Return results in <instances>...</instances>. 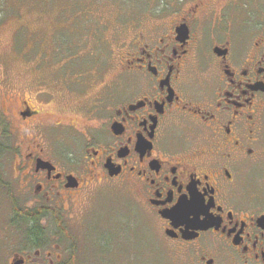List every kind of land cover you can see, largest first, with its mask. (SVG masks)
<instances>
[{
  "label": "flooded vegetation",
  "instance_id": "1",
  "mask_svg": "<svg viewBox=\"0 0 264 264\" xmlns=\"http://www.w3.org/2000/svg\"><path fill=\"white\" fill-rule=\"evenodd\" d=\"M154 5L159 19L128 42L121 76L111 64L97 86L95 48L59 51L62 83L53 73L46 96L19 99L14 128L3 111L23 189L46 200L25 206L46 209L38 215L12 214L5 264H158L153 241L161 264H264V196L245 194L240 177L264 158V0ZM76 60L83 76L68 71ZM92 186L134 212L95 255L48 203Z\"/></svg>",
  "mask_w": 264,
  "mask_h": 264
},
{
  "label": "rangeland",
  "instance_id": "2",
  "mask_svg": "<svg viewBox=\"0 0 264 264\" xmlns=\"http://www.w3.org/2000/svg\"><path fill=\"white\" fill-rule=\"evenodd\" d=\"M156 1L94 0V3L105 6L101 10L90 11L86 5L93 3V0H0L2 127L7 126L3 111L10 118L13 128L16 126L15 110L19 99L33 100L34 93L39 87L46 96L49 79L53 73L57 83H62V77L59 76L61 69L54 72L57 68L54 63L57 60L56 52L69 51L74 54L84 51L87 47L95 48V52L96 50L99 52L97 58L100 59V63L97 66L98 68L100 66L101 73L97 78V86L113 73L110 69L111 64L116 68L117 62L118 74L121 76L120 58L128 42L136 34L146 30V25L159 19L160 11L154 5ZM132 23L141 25L133 29L130 27ZM86 38L91 39L84 46ZM66 42L69 46L64 47ZM77 61L70 62L68 71L83 76L88 65ZM4 137L1 130V142H4ZM1 151L0 245H8L5 242L12 239L14 228H11L13 227L11 219L15 204L28 207L33 205V202L44 203L46 200H38L34 192L23 189L14 168L13 155L3 148ZM240 177L243 179L242 190L245 194L264 196V158L248 167ZM65 196L63 194L48 203L62 207L65 214H68L71 227L82 228L92 255L102 249L101 238L110 237V240L118 238L120 233L128 228L126 219L134 216L129 205L122 206L119 200L122 196L103 186L82 189L77 196L75 195V201L68 200ZM144 226L148 227L146 224ZM135 244L133 241L127 246L131 248ZM141 246L143 250L146 249L144 244ZM147 246V250L158 251L159 258L156 260H160L158 264H161V249L155 241L148 243ZM2 250L4 256L6 250L0 246V264H5V258L1 255Z\"/></svg>",
  "mask_w": 264,
  "mask_h": 264
},
{
  "label": "trees",
  "instance_id": "3",
  "mask_svg": "<svg viewBox=\"0 0 264 264\" xmlns=\"http://www.w3.org/2000/svg\"><path fill=\"white\" fill-rule=\"evenodd\" d=\"M65 1H68V0H65ZM93 3H94V0H93ZM89 4H92V3H89ZM69 43L68 42H66L65 43V45H64V47L65 46H69L68 45ZM7 123V122H6ZM2 125H3V123H2V119H0V132H1V130L3 131V135L5 136L4 137V139L6 138L7 139V137H10L9 135H11L10 133H9V128L7 127V126H5L4 125V127H2ZM3 139V140H4ZM4 140V142L5 141H8V139L7 140ZM4 142H1V140H0V155H1V153H2V151H1V148H3V150L4 151H8V147H7V145H5V143ZM46 211V209H44V208H40V207H35V208H27V207H25V206H18L17 204H15V207H14V212L13 213H15V212H30V213H33V214H37L38 215V213H42V212H45ZM12 220V223H11V225L13 226V224H14V222H15V220L14 219H11ZM40 220V218H37L36 216H35V218L33 219V221L35 222V224L36 225H38V221ZM32 233H34V230H32Z\"/></svg>",
  "mask_w": 264,
  "mask_h": 264
},
{
  "label": "water",
  "instance_id": "4",
  "mask_svg": "<svg viewBox=\"0 0 264 264\" xmlns=\"http://www.w3.org/2000/svg\"><path fill=\"white\" fill-rule=\"evenodd\" d=\"M39 164H40V162H39ZM46 166V165H45Z\"/></svg>",
  "mask_w": 264,
  "mask_h": 264
}]
</instances>
